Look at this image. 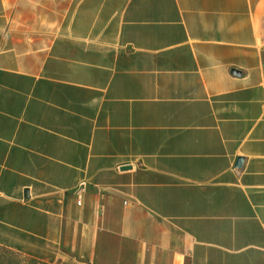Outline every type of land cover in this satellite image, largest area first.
Returning <instances> with one entry per match:
<instances>
[{
    "label": "crops",
    "instance_id": "crops-1",
    "mask_svg": "<svg viewBox=\"0 0 264 264\" xmlns=\"http://www.w3.org/2000/svg\"><path fill=\"white\" fill-rule=\"evenodd\" d=\"M262 83L264 0H0V264H264Z\"/></svg>",
    "mask_w": 264,
    "mask_h": 264
},
{
    "label": "water",
    "instance_id": "water-1",
    "mask_svg": "<svg viewBox=\"0 0 264 264\" xmlns=\"http://www.w3.org/2000/svg\"><path fill=\"white\" fill-rule=\"evenodd\" d=\"M234 72H235V71H234ZM241 160H242L241 158H238V159H237V164L241 163Z\"/></svg>",
    "mask_w": 264,
    "mask_h": 264
},
{
    "label": "rangeland",
    "instance_id": "rangeland-1",
    "mask_svg": "<svg viewBox=\"0 0 264 264\" xmlns=\"http://www.w3.org/2000/svg\"><path fill=\"white\" fill-rule=\"evenodd\" d=\"M129 259H130V257H128ZM129 259H128V261H129ZM128 263V262H127Z\"/></svg>",
    "mask_w": 264,
    "mask_h": 264
},
{
    "label": "built area",
    "instance_id": "built-area-1",
    "mask_svg": "<svg viewBox=\"0 0 264 264\" xmlns=\"http://www.w3.org/2000/svg\"><path fill=\"white\" fill-rule=\"evenodd\" d=\"M262 84H264V83H262Z\"/></svg>",
    "mask_w": 264,
    "mask_h": 264
}]
</instances>
